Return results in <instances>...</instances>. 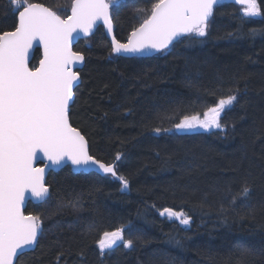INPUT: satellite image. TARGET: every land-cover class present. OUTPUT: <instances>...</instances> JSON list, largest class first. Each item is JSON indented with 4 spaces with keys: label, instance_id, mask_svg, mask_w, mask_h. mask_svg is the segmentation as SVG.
Returning a JSON list of instances; mask_svg holds the SVG:
<instances>
[{
    "label": "trees",
    "instance_id": "16d2710c",
    "mask_svg": "<svg viewBox=\"0 0 264 264\" xmlns=\"http://www.w3.org/2000/svg\"><path fill=\"white\" fill-rule=\"evenodd\" d=\"M29 2L65 19L73 0ZM157 2L116 0L115 39L126 43ZM16 16L0 0V34L15 29ZM74 52L85 65L70 123L129 186L68 167L50 173L48 198L24 212L40 217L42 236L16 264H264V15L249 20L239 7L218 6L205 36L146 59L114 57L101 27ZM39 60L37 51L32 69ZM230 94L238 100L223 111L221 129H175ZM245 177L251 194L232 203ZM166 207L185 211L190 225L160 216ZM120 227L133 246L101 255L103 233Z\"/></svg>",
    "mask_w": 264,
    "mask_h": 264
},
{
    "label": "snow or ice",
    "instance_id": "6c2138e0",
    "mask_svg": "<svg viewBox=\"0 0 264 264\" xmlns=\"http://www.w3.org/2000/svg\"><path fill=\"white\" fill-rule=\"evenodd\" d=\"M116 0H73L71 15L61 19L55 12L29 0H9V9L18 13L14 31L0 34V264H14L25 248L38 244L42 236L39 216L22 211L25 194L43 200L48 188L43 183L44 168L33 167L42 153L53 165L65 159L75 166H95L105 175L117 178L124 189L128 181L118 176L115 164H106L91 156L88 142L69 123V107L73 89L80 79L74 65L82 64L84 56L72 50L74 34L88 36L98 21L109 34L113 31L109 10ZM218 0H159L151 7L150 16L132 31L127 43L112 39V51L142 53L161 52L179 37L206 35L208 20ZM242 5L243 17L249 20L264 15L259 0H234ZM35 42L43 47V59L36 70L28 66V53ZM238 91V90H237ZM238 97L227 95L203 113L186 115L174 124L177 131L221 129L220 116ZM160 133L168 129L154 128ZM120 159L117 154L116 160ZM251 183L245 177L241 191L232 196L247 199ZM159 215L190 225L183 210L164 208ZM125 228L105 231L98 241L100 254L118 242L131 248L125 240ZM62 255V254H61Z\"/></svg>",
    "mask_w": 264,
    "mask_h": 264
},
{
    "label": "water",
    "instance_id": "95a60500",
    "mask_svg": "<svg viewBox=\"0 0 264 264\" xmlns=\"http://www.w3.org/2000/svg\"><path fill=\"white\" fill-rule=\"evenodd\" d=\"M73 3V2H72ZM222 5H234L236 7H239V8H243L242 5H239V4H236L234 3V0H218V3L214 6V9L218 6H222ZM214 12V10H213ZM71 15V7H70V10L68 12V17ZM109 15H110V19H111V11L109 10ZM67 17V18H68ZM212 17H213V14L212 16L209 18L208 20V24L209 22L212 20ZM66 18V19H67ZM18 26V13H17V16H16V27ZM113 26V24H112ZM15 27V28H16ZM101 27L103 29V32H104V35H105V38L107 39V41L109 42L110 44V48H111V52H112V55L114 57H117V58H123V59H132V58H138V59H146V58H151V57H154V56H157L163 52H166L168 51L173 45H175L177 42H179L181 39H184L188 36H184V37H179L177 38L176 40H174L172 42V44H170L168 46V48L164 49L163 51L161 52H157V51H154V50H145L144 52L142 53H120V54H115L113 53L112 51V39L114 37V33L112 31L111 34L108 33L107 31V28L106 26L103 24L102 21H98L97 24L93 27L91 33L88 35V36H84L83 33H76L74 34L75 36V39L73 40V43H72V50L74 51V47L77 45V43L79 41H83V40H86V39H89L90 37H92V35L94 34V32L96 31L97 28ZM15 30V29H14ZM13 30V31H14ZM128 42V40H127ZM126 42V43H127ZM39 52L40 54V60L39 62L37 63V66L35 69H32L31 68V63L33 61V57H34V54L35 52ZM43 59V47L42 45L39 44V42H35L33 44V47L29 50V53H28V66L31 70H36L39 68L40 66V61ZM85 65V60L83 61L82 64H77V65H74V70H77L78 72H81L83 70V67ZM80 76V75H79ZM81 84V79H79L76 84L74 85V89H73V100L72 102H70V107H69V116H70V109L74 103V100H75V90L80 86ZM69 123H70V118H69ZM71 124V123H70ZM88 150H89V145H88ZM90 154V153H89ZM38 157H40L39 159L35 160L33 162V167L35 168H44V178H43V183L46 186V180H47V177L50 173H58L59 171H61L62 169L68 167L71 172L73 174H95L97 176H100V177H105V176H109L111 177L113 180L117 181L120 183V181L115 178V177H112L111 175H105L104 173H102L101 171H99L95 166H75V165H72L71 164V161L65 159L64 161H62L59 165H53L50 161H48L46 158H43V155L42 153H38L37 154ZM121 184V183H120ZM122 185V184H121ZM123 186V185H122ZM48 188V187H47ZM122 191H127V189H122ZM50 194V190L48 188V194L47 196L43 199V200H40V199H37L35 197H33L30 193H26L25 194V199H24V203L22 205V211L25 212V209H26V206L27 204H32V205H40L42 204L49 196ZM25 214V213H24ZM41 228H42V225H41ZM38 240H39V237H38ZM37 245H34L32 246L31 248H25L23 250V255L24 254H27V253H30V252H33L35 250ZM22 256V255H21ZM20 256V257H21ZM18 260V259H17ZM17 260L14 261V264H16Z\"/></svg>",
    "mask_w": 264,
    "mask_h": 264
},
{
    "label": "rangeland",
    "instance_id": "374dc122",
    "mask_svg": "<svg viewBox=\"0 0 264 264\" xmlns=\"http://www.w3.org/2000/svg\"><path fill=\"white\" fill-rule=\"evenodd\" d=\"M110 9H111V7H110ZM222 113H223V112H222ZM222 113H221V116H222ZM221 116H220V117H221ZM200 118L203 119L204 117H203V116H200ZM215 129H217V128H212V129H210V130H208V131H205V130H203V129H196V130L188 131V132H182V131H178V132H180V133H185V134H194V133H199V132H210V131H213V130H215ZM121 243H122V242H118V244L115 245L112 249L116 248V247L119 246ZM112 249H108V250H106L105 252L110 251V250H112ZM98 250H99V248H98ZM99 251H100V250H99Z\"/></svg>",
    "mask_w": 264,
    "mask_h": 264
}]
</instances>
